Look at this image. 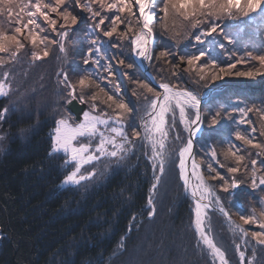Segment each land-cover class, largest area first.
<instances>
[{
	"label": "trees",
	"instance_id": "1",
	"mask_svg": "<svg viewBox=\"0 0 264 264\" xmlns=\"http://www.w3.org/2000/svg\"><path fill=\"white\" fill-rule=\"evenodd\" d=\"M94 10H99L98 6L94 5ZM133 11L137 13L135 7ZM74 14H79L80 20L70 30L69 37L64 42L66 54L61 53L57 45H53L49 50L50 65L41 64L40 70L32 68L21 73L18 69L19 77L16 76L15 69L9 68L12 70L10 76L13 75L11 80L8 79L12 90L9 96L0 97V109L6 106L14 108L0 121V128H4L8 136L7 146L4 149L0 147V264H213L206 246L199 242L192 227L193 206L185 195L184 184L179 176L178 153L186 143L188 133L179 122L177 111L174 128L171 127L170 116L168 117V174L161 177L154 193L150 190L156 174L152 172L148 161L149 152L140 142L130 156L106 163L104 171L97 164L96 175L92 179L77 186L60 187L72 166H63L65 156L62 153L49 155L55 121L70 111L66 102L70 99L67 97V90L59 82L63 75L58 76V73L66 72L69 79L75 82L85 70L91 71L94 73L92 78L102 87L107 85L106 90L110 93L119 84L120 94L133 109L125 118V130L129 134L133 128L141 133V122L146 117V101L143 96L138 98L132 95L136 85L129 77L150 84L133 57V33L129 32L123 39L118 35L126 30L125 24H120L117 33L111 38L104 37L100 29L90 36L89 30L98 22L99 17L94 21L90 13L79 9ZM113 14L114 10L102 13L108 17ZM120 16L122 20L132 19L134 30H138L136 20L129 17L127 12ZM53 18H56L55 14ZM245 19L225 18L218 23L227 31L226 25H235ZM60 23L62 21L58 19L57 31H63L59 28ZM109 23L110 20H106L101 28L106 29ZM168 24L169 30L164 31L157 17L152 25L155 46L148 71L155 83L169 82L201 97L209 95L202 103L205 120L203 130L194 144L196 159L200 162L205 177L209 175L207 166L211 163L227 178L234 175L240 182L239 188H230L228 192H224L220 187L222 181H207L234 221L242 223L241 209L244 215H250L254 208L259 216L262 206L257 201L264 193L261 192L262 186L252 188L249 161L264 157H256V149L236 140L234 133L240 130L247 135H255L258 141L264 142V137L259 135L260 113L254 110L248 114L246 119L251 124L237 123L242 118L239 108H251L253 105L264 108L261 103L264 101V77L251 79L230 76L205 84L197 82L193 73L184 71L186 64L174 69L172 63L178 62L179 56L184 55L185 51L197 54L200 49L207 50L213 40L218 42L213 54L220 55L222 64L234 63L245 51L260 54L264 49L254 45L264 42V24H260L258 20L242 24L235 37L238 42L233 44H228L223 36L218 35L219 29L212 36L203 37L204 44H197L194 36L204 30L206 25L191 29L187 22L179 19L175 30L181 35L174 37L171 20ZM97 36V46L101 48V52L94 53L92 58L100 59L101 65L111 64L114 73L111 77L103 71V67L92 63L94 59L91 58L88 65L83 63L88 56V49L94 47L89 41ZM219 42L225 44L226 51L219 48ZM113 44L117 46L113 47ZM162 51H168L172 55L157 59ZM231 52H235L236 56L229 60L228 53ZM120 60L125 62L124 65L118 63ZM129 63L133 64L131 69L125 66ZM12 65L19 67V62ZM241 66L236 67L233 72L247 71L258 65L255 61H249L241 63ZM74 68L79 71H73ZM102 77L107 79H101ZM219 86L222 88L214 90ZM93 90L98 91L95 88L89 91ZM145 95L151 98L150 93ZM76 101L80 104L78 99ZM97 103L101 108L105 107L99 101ZM83 105L86 110H90V103ZM203 107L209 111L205 113ZM216 111L221 112V117L217 124L211 125L210 115ZM253 126L257 128L256 133L250 131ZM21 129L29 131L22 135ZM177 135L180 139H176ZM204 135H209L211 139L208 140ZM229 143L241 148L240 154L246 156L244 164L249 165L248 171L241 166L239 172L227 173V167L235 166L234 160L225 159L223 155ZM212 149L216 150L217 159L225 165L224 168H220L212 160ZM248 152L252 155L248 156ZM258 164L257 169H264V165L258 167ZM260 172L262 171L257 172L258 178ZM249 177L250 179H246ZM243 180L246 182L243 183ZM244 191L247 198L238 201L239 194ZM150 196L155 207L152 217L148 215L152 207L148 205ZM208 215L211 217V236L214 242L225 252L229 264H240L236 244L240 245L241 235L233 232L229 222L215 210H208ZM243 226L249 231L260 230L252 224ZM249 240L245 250L246 261L254 257V264H264V246L256 245L250 237ZM121 241L123 248L119 247ZM240 251L243 249L240 248Z\"/></svg>",
	"mask_w": 264,
	"mask_h": 264
},
{
	"label": "snow or ice",
	"instance_id": "2",
	"mask_svg": "<svg viewBox=\"0 0 264 264\" xmlns=\"http://www.w3.org/2000/svg\"><path fill=\"white\" fill-rule=\"evenodd\" d=\"M135 6L138 7V13L133 11V0H0V16L6 17V22L0 20V67L6 63L14 61L19 52L25 48L26 44H30L33 49H37L40 45H44L42 52L32 51L31 56L33 60H40L49 55L48 45H57L61 53L67 52L65 41L69 37L70 30L77 25L79 14H74L76 9L82 12L91 14V18L95 21L99 17L98 22L94 23L89 30L91 36L97 29L102 31L104 37L111 38L120 24L126 25V30L118 33L119 37L123 39L128 36L129 32L133 33L131 44L136 55L144 60H152V50L148 46L153 37V23L159 17L161 28L164 31L169 30L168 22H172L173 36H180L181 33L176 31L177 19L187 22L191 29H197L200 25H206L198 35L194 36L197 44H204L203 37L212 36L213 33L223 36V39L228 44H233L236 41L235 37L239 33L242 24H247L249 21L264 24V0H134ZM94 5L98 6L99 10H94ZM111 17L102 15L103 12H113ZM158 10V11H157ZM127 12L128 16L136 20L138 30H134L132 19L122 20L120 14ZM55 14L56 18H53ZM246 18L235 25H226L227 31L224 27H220L218 21L225 18L229 20H237L238 18ZM62 21L59 28L63 31H57L58 19ZM110 20L106 29L101 26L105 25V21ZM47 25L52 32L56 33L59 40L50 39L46 33V28L42 23ZM7 23V26L5 24ZM234 29V31H233ZM99 36L91 39L89 43L94 47L88 49V56L84 58L83 63L88 65L93 54H100L101 48L98 45ZM218 42L213 40L208 49H200L197 54H191L185 51L184 55L179 56L178 62L172 63L174 69L179 68L181 64H186L185 72L195 73L197 82L209 81L216 82L224 80L226 77H247L254 79L257 76L264 77V52L254 55L252 51H245L243 55L239 56L234 63H221L219 54H213L215 46ZM113 47L117 45L113 44ZM260 49H264V42L259 45H254ZM219 48L225 50V44L219 42ZM172 54L168 51L159 53V58H166ZM236 56L235 52L228 53V59L231 60ZM245 57L247 59H245ZM103 58V57H101ZM202 61V62H201ZM249 61L257 62L258 66L250 67L247 71H235L237 64L248 63ZM92 63L99 67H103V71L108 74V77L114 75L111 64L101 65L100 59L92 60ZM119 64L124 65V61H118ZM131 69L132 63L125 65ZM73 71H79L74 68ZM10 73L5 71L0 78V97H7L11 92V85L7 83ZM63 75V79L59 82L64 85L67 90V103L71 104L73 100H79L81 104H89L90 110L83 111V119L72 123L71 116H62L55 121V128L51 134V150L50 156L63 153L65 159L63 166H72V171L68 172L63 180V184L79 185L82 181L90 180L96 175L95 167L91 170L85 168V165H94L102 158H118L123 160L125 156L134 147L133 141L141 138V133L133 128L131 136L125 130V118L133 111L129 107V103L125 102L124 97L120 94V85L117 84L112 89L111 93L107 91V85L101 86L97 80L93 79L94 73L85 70L78 79L73 82L69 79L66 72L58 73ZM127 75V73H125ZM173 75H176L173 72ZM101 79H107L102 77ZM131 82L136 85L132 90V95L143 96L146 101L145 116L147 119L143 120V140L146 141L152 150L150 159L152 160V167L154 172L159 171L160 175H154V183L151 192H155L161 177L165 171V149L166 141L168 139L169 121L166 117L171 118V127L176 124V111L179 112V122L183 124L184 131L188 133L189 138L186 143L179 149V176L183 181L186 192L194 201L195 207L193 209L195 219L193 221L195 232L198 240L206 246L213 264L219 261V264H229L225 252L217 246L214 238L210 235L211 217L208 215V210L214 204L216 210L228 218L231 230L238 232L241 235L245 244L255 241L256 245L264 246V202L259 212L256 214V209H252L250 215H244L241 209L240 221L237 223L231 219L229 213L225 210L220 197L216 194L213 187L207 182L208 180L222 181L220 187L224 192L229 189H237L240 187V182L235 179L233 175L230 179L226 175L221 174L211 163L208 164L207 170L209 175L205 177L200 170V165L197 164L195 157L192 155L193 151V137L201 131V125L204 123L205 117L201 113V97L187 89L178 88L177 85L169 82H161L159 89L150 86L141 80L132 79ZM110 82V81H109ZM98 89V91H89L90 89ZM139 90V91H138ZM145 93H150L151 98ZM100 104L105 107L101 108ZM264 104V101H261ZM9 107L0 109V121H3L9 113ZM110 110V111H109ZM256 111L260 113L261 126L259 135L264 137V108L242 107L238 111L241 114V119L237 121L238 124L248 123L247 116L250 112ZM190 111L192 115L190 116ZM194 117V118H193ZM221 117V112L216 111L210 115V124L215 125ZM28 129H21L22 135L26 134ZM251 133H256L257 128L252 127ZM235 139L242 141L243 145L256 149V157H264V142L256 139L255 135H247L240 130L235 131ZM119 138V141L118 139ZM5 137L0 135V141ZM176 139H180L177 135ZM95 141V143H94ZM241 148L235 144L229 143L227 150L223 152L225 159H232L235 166L227 167V173L235 174L240 171L241 166L245 171L249 170V165L244 164L245 155L240 154ZM248 156L252 153L248 152ZM192 159V178L197 183H192L186 171L185 161L187 158ZM211 158L220 168L225 165L221 164L217 159L215 149L211 151ZM264 165V159H251V185L252 188L264 186V175L257 177V172L264 169H257V164ZM213 173H215L213 175ZM257 180L259 181L257 183ZM148 205L152 206L149 211V217L155 214V207L152 197L148 199ZM207 222V227H206ZM255 225L259 231H249L243 225ZM199 246V244H198ZM119 247L123 248V241ZM236 249L239 253L241 264H245V252L240 251V245L236 244ZM247 264H254L253 259L247 260Z\"/></svg>",
	"mask_w": 264,
	"mask_h": 264
},
{
	"label": "rangeland",
	"instance_id": "3",
	"mask_svg": "<svg viewBox=\"0 0 264 264\" xmlns=\"http://www.w3.org/2000/svg\"><path fill=\"white\" fill-rule=\"evenodd\" d=\"M133 3H134V0H133ZM134 7L136 8V10H137V14L139 15V13H138V7L137 6H135V3H134ZM0 20H4L5 22H6V17H3V16H0ZM80 20V18L78 19V21ZM42 23V22H41ZM5 26H7V23L5 24ZM42 26L43 27H45L46 28V33H42V35H44V34H47L48 36H49V38L50 39H56V40H59V37L55 34H53L52 32H51V29L50 28H48V26L47 25H44L43 23H42ZM52 33V34H51ZM264 36V35H263ZM154 39V38H153ZM52 44H49L47 47H48V50H50V47L52 48ZM44 45H40V47L39 48H37V49H33L32 47H31V45L30 44H26V46H25V48L24 49H22L20 52H19V54H18V56L16 57V59L14 60V61H11V62H9V63H6L4 66H2V67H0V78H2V74H3V72H5V71H7V72H9L10 74H11V72H12V70L11 69H9V68H13V69H15V71H16V76L17 77H19L20 76V74L18 73V69L20 70V73L23 71V70H26V71H28V70H31L32 68H36V69H38V70H40L41 68V64H44V66L45 65H50V57H49V55L47 56V57H45V58H43V59H40V60H33L32 59V56H31V52L32 51H40V52H42L43 51V49H44ZM132 52H133V50H132ZM133 57H134V53H133ZM92 59H94V58H92ZM95 60V59H94ZM19 62V67H15V66H13L12 64L14 63V62ZM238 68H240V67H242L241 66V64H238V66H237ZM5 69V70H4ZM236 69V68H235ZM234 70V69H233ZM193 74L195 75V73L193 72ZM13 76V75H12ZM12 76H10L9 75V78L8 79H12ZM196 77V76H195ZM10 80H8L7 81V83L10 81ZM157 84V83H156ZM11 85V89H12V84H10ZM222 87L221 86H219V87H216L214 90H217V89H221ZM158 89V88H157ZM159 90V89H158ZM160 91V90H159ZM203 96H205V95H203ZM203 101H204V98H203ZM203 101H202V103H203ZM202 103H201V113H202ZM83 111H88V110H86V109H83ZM83 111L80 113V115H79V117L76 119V117H75V115H74V113L72 114L70 111H69V114H67V115H65V116H71L72 117V120L70 121V122H72V123H75V122H78L79 120H82L83 119ZM203 111L206 113L207 111H209L208 109H204V107H203ZM190 116L192 115V113H191V111H190ZM177 117H179V112H178V110H177ZM169 117V116H168ZM168 117H166L167 118V120H169V118ZM194 118V117H193ZM144 119H147V117H145ZM142 123H143V121L141 122V128L139 129L140 131H141V138L140 139H135L134 141H133V144H134V147L132 148V150L130 151V152H128V154H127V156H130L133 152H134V150H136L137 148H138V145H139V142L140 143H142L143 144V146H144V148L146 149V150H148V152H149V154H148V161H150V163H151V167H152V160L150 159V157H151V155H152V150H151V146L146 142V141H144L143 140V128H142ZM201 127L203 128V124L201 125ZM203 130V129H202ZM202 132V131H201ZM6 131H5V129L3 128V129H1L0 128V135H3L4 137H5V139L4 140H2V141H0V147L1 148H5V146H7V143H8V136L6 135ZM201 134V133H200ZM129 136H131V134H129ZM208 140H210L211 138H210V136L209 135H204ZM168 137H169V135H168ZM118 139V141H119V138H117ZM186 139H188V135H187V138ZM94 143H95V141H94ZM194 144H195V142H194ZM167 145H168V140L166 141V148H167ZM195 153V152H194ZM63 154V153H62ZM168 155H167V151H166V149H165V171H164V174H163V176L164 175H166V173L168 174V167H169V162H168ZM116 159H118V158H102L99 162H97V163H95L94 165H85V168L86 169H88V170H91L92 169V167H95V169L97 168V164H100L101 165V167H100V169L102 170V171H104L106 168H105V164L106 163H108V162H111V160L112 161H115ZM263 159V158H262ZM105 160H107V161H105ZM179 160V159H178ZM195 160L197 161V159H196V156H195ZM116 162H117V160H116ZM199 164H200V162L199 161H197ZM121 165H123V164H121ZM261 166V164L259 163L258 164V167H260ZM177 167H178V165H177ZM178 170H179V167H178ZM200 170H201V164H200ZM71 171H72V168H71ZM152 172H154V169H153V167H152ZM251 172V171H250ZM98 173H100V171H98ZM101 174V173H100ZM155 174L156 175H160V173H159V171L158 170H156L155 171ZM262 175H264V170H262V172H260V175L259 176H262ZM251 177V176H250ZM250 177L249 178H246V179H250ZM65 178V177H64ZM64 180V179H63ZM63 180L61 181V184H60V187H70V186H74V185H72V184H67V185H64L62 182H63ZM258 181V180H257ZM83 182V181H82ZM81 182V183H82ZM181 182H182V180H181ZM246 181H244L243 180V183H245ZM259 182V181H258ZM257 182V183H258ZM196 183H197V181H196ZM77 186V185H76ZM261 187V186H260ZM262 190H261V192H263L264 193V186H262ZM184 190H185V188H184ZM186 195V194H185ZM240 196L237 198V200L239 201V200H242V198H247V193L244 191V192H241L240 194H239ZM188 196V195H187ZM189 197V199H190V201H191V203H192V205H193V199H192V197L190 198V196H188ZM192 199V200H191ZM258 204L260 205V206H262V202H264V194H262V195H260V198L258 199ZM214 205V204H213ZM193 209H194V207H193ZM193 209H192V215H193ZM209 210H215L217 213H219V215H220V217L221 218H223L224 220L226 219V221H228L229 222V220H228V218L227 217H225L222 213H220L218 210H216V207H215V205L214 206H212ZM226 210V209H225ZM228 213H229V211H227ZM229 215H230V213H229ZM231 216V215H230ZM231 219H233L232 217H231ZM192 227H193V225H192ZM206 227H207V224H206ZM194 228V227H193ZM195 229V228H194ZM211 232H212V230H211ZM211 232H210V235H211ZM195 234H196V236H197V233L195 232ZM197 239H198V236H197ZM241 241H240V248L241 249H243V251L245 252V250H247V248H246V246H247V244H245V242L242 240V238L240 239ZM240 259V258H239ZM249 260V259H248ZM216 264H219V261L217 260L216 261ZM240 264H241V262H240ZM245 264H247V261H246V259H245Z\"/></svg>",
	"mask_w": 264,
	"mask_h": 264
},
{
	"label": "water",
	"instance_id": "4",
	"mask_svg": "<svg viewBox=\"0 0 264 264\" xmlns=\"http://www.w3.org/2000/svg\"><path fill=\"white\" fill-rule=\"evenodd\" d=\"M150 48H151V50L154 48V46H155V41H154V39H153V37H152V40L150 41V43H149V45H148ZM133 53H134V51H133ZM153 53V52H152ZM135 54V53H134ZM135 60L137 61V59H136V56H135ZM137 64L139 65V67H140V69H141V71H142V73L143 74H145L146 75V77H147V80L149 81V83L151 84V85H153L156 89L158 88L159 89V84L160 83H155V81H154V77L152 76V74H150L149 73V71H148V69H149V61L147 60V64H145V66L144 65H141L139 62H137ZM160 91H162V89H159ZM202 101H203V96H202V98H201V103H202ZM68 106V108L72 111V112H74V114H75V117H76V119L79 117V115H80V113L83 111L82 109L84 108V105H82V104H78V102L76 101V100H73L72 101V103L71 104H68L67 105ZM201 127V126H200ZM202 127H201V131H202ZM201 131L200 132H198L197 133V135L195 136V137H193L192 139H193V151H192V155L195 157V150H194V142H195V140H196V138L200 135V133H201ZM188 138H189V136H188ZM191 157H189V159H190ZM189 161V160H188ZM197 162V161H196ZM188 164H191V161H189L188 162ZM197 164H199L198 162H197ZM200 165V164H199ZM189 168V167H188ZM182 183H183V181H182ZM233 220V219H232Z\"/></svg>",
	"mask_w": 264,
	"mask_h": 264
},
{
	"label": "bare ground",
	"instance_id": "5",
	"mask_svg": "<svg viewBox=\"0 0 264 264\" xmlns=\"http://www.w3.org/2000/svg\"><path fill=\"white\" fill-rule=\"evenodd\" d=\"M134 59H135V56H136V59H137V61L135 60V62H136V64H137V62H139L141 65H144L145 66V64H147V60H144V59H142V58H140V57H138L137 55H136V52L134 51ZM139 66V65H138ZM203 96V95H202ZM209 95H205V96H203V98L205 99V98H207ZM201 97V96H200ZM202 98V97H201ZM79 104V103H78ZM81 104V103H80ZM79 104V105H80ZM83 105V104H82ZM83 109H85V107L83 108ZM82 109V110H83ZM71 111V110H70ZM74 113V112H73ZM167 119V118H166ZM191 161V164H188V162L189 161ZM178 165H179V160H178ZM185 165H186V171H187V173H188V175H189V178L192 180V183H196V181H195V179L194 178H192V176H191V172H192V167H191V165H192V159L190 158H187L186 159V161H185ZM189 167V168H188ZM183 184V183H182ZM184 192H185V194L186 195H188V196H190V198H191V195H190V192H186L185 190H184ZM192 200V199H191ZM193 202V207H195V204H194V201H192ZM212 206H214V205H212ZM192 217H193V220H192V225H193V227H194V223H193V221H194V219H195V216H194V212H193V215H192ZM195 228V227H194Z\"/></svg>",
	"mask_w": 264,
	"mask_h": 264
}]
</instances>
